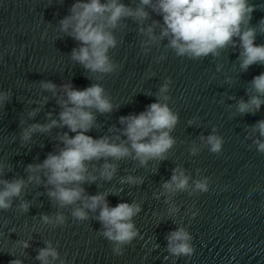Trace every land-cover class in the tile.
Segmentation results:
<instances>
[{
    "label": "water",
    "instance_id": "water-1",
    "mask_svg": "<svg viewBox=\"0 0 264 264\" xmlns=\"http://www.w3.org/2000/svg\"><path fill=\"white\" fill-rule=\"evenodd\" d=\"M122 2L140 6V0ZM251 2L256 9L248 26L257 27L256 43L264 44L258 27L264 20V0ZM75 3L0 0V93L7 95L0 106V180L25 181L11 206L0 210V264H42L37 257L49 243L59 252L52 264H264V152L257 144L264 136L254 130L264 120V104L253 112L238 110L241 100L256 95L251 82L264 73V63L242 69L238 44L226 46L219 55L178 56L168 38L149 42L146 29L153 26L159 36L163 19L145 6L149 16L142 23L126 17L112 30L117 44L109 56L116 69L94 73L72 58L80 42L61 30V21L71 15ZM49 81L55 90L42 87ZM69 83L77 89L102 85L115 105L111 112L92 109L95 123L87 134L95 138L124 143L121 117L139 114L157 100L179 115L171 131L176 142L165 158L142 164L133 153L88 162L89 173L97 179L82 182L86 196L106 193L111 206L121 202L140 206L133 217L138 234L122 246L121 255L103 235L99 209L88 210L85 220L76 219L72 213L82 201L61 207L49 195L52 186L44 170H28L29 164L42 163L64 146L60 139L64 133L76 135L57 124L23 139L32 125L59 121L60 100L67 98L63 85ZM165 84L168 91L161 95ZM213 133L224 140L220 153L211 152L205 142ZM105 163L116 167L110 179L101 175ZM177 168L190 176L189 188L168 192L163 185ZM130 176L135 183L127 180ZM205 178L208 191L195 190V182ZM24 203L27 210L21 207ZM58 214L65 216L63 224L43 220ZM179 228L192 237L195 251L190 256L169 251L168 236Z\"/></svg>",
    "mask_w": 264,
    "mask_h": 264
},
{
    "label": "clouds",
    "instance_id": "clouds-1",
    "mask_svg": "<svg viewBox=\"0 0 264 264\" xmlns=\"http://www.w3.org/2000/svg\"><path fill=\"white\" fill-rule=\"evenodd\" d=\"M145 6H150L162 16L163 28L159 36L154 34L153 26L146 29L149 42L168 38L169 47L175 50L178 56L200 58L209 54L219 55L221 49L232 44L241 48V68L247 70L255 63H264V44L256 43L257 27L248 26L256 5L251 0H140V6L133 8L122 0H76L72 6L71 15L61 21V30L67 32L80 42V47L72 51V58L94 73H111L116 65L109 56V50L117 44L113 29L119 26L122 19L132 17L141 23L149 16ZM259 31L264 32V20L261 21ZM145 31V29H141ZM42 87L55 90L52 82H44ZM168 84L161 88V95L168 91ZM66 99H61L63 111L60 119L41 125L34 124L23 133V139L29 140L32 134L39 131H48L53 126L61 124L67 126L76 135L67 132L60 139L63 147L58 152L49 153L40 164H29L30 172L44 170L47 184L52 186L49 195L61 207L76 204L82 201V207H76L72 215L78 220L88 218V210L95 212L99 209L98 220L104 226L103 235L114 242V253L123 254V245L129 244L137 236L133 217L140 211L135 203L121 202L111 206L107 201V194L100 193L86 196L81 186L84 181H94L95 175L89 173L88 162L102 157L116 159L130 156L139 159L142 164L150 159L165 158L166 153L174 146L175 138L171 135L172 129L179 120V115L171 107L157 100L139 114L121 117L125 125L123 131L127 140L116 143L109 137L95 138L88 135V131L95 123V114L92 109L99 112H111L115 105L105 94L102 85L93 84L85 89L74 88L70 83L63 85ZM252 95L249 100H241L238 110L248 113L259 110L264 104V73L257 75L251 82ZM7 99L5 93H0V106ZM167 100V96H163ZM35 115V112L32 113ZM191 123V121H190ZM254 130L264 136V120L258 122ZM205 139L209 150L220 153L224 140L221 136L210 134ZM258 150L264 152V142L257 141ZM198 149L192 148L196 154ZM3 169L0 167V172ZM116 167L105 163L101 175L111 178ZM29 179H38L30 176ZM129 182L135 183L136 178L128 177ZM190 176L183 169H174L170 181L163 187L168 192L186 190L189 188ZM0 210L11 206L13 197L19 196L24 188L23 179L8 181L0 180ZM209 185L207 178L195 182V190L206 192ZM27 210L29 205H21ZM45 223L63 224L65 216H43ZM191 235L184 228L171 232L168 236L169 251L175 255H191L194 246L191 244ZM28 247V243L24 242ZM59 258V252L49 243L40 250L37 259L42 264H52ZM11 264H21L12 261ZM63 264V262H62Z\"/></svg>",
    "mask_w": 264,
    "mask_h": 264
}]
</instances>
